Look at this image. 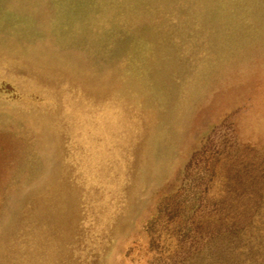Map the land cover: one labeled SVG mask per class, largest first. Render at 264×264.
<instances>
[{
	"label": "rangeland",
	"instance_id": "1",
	"mask_svg": "<svg viewBox=\"0 0 264 264\" xmlns=\"http://www.w3.org/2000/svg\"><path fill=\"white\" fill-rule=\"evenodd\" d=\"M100 1L55 0L42 12L43 0H0V36L18 45L33 29L45 39L30 54L0 43V264H264V0H139L172 6L170 17L156 16L158 36L139 18L118 31L64 30L70 21L89 27ZM19 3L37 23L17 14ZM165 34L175 84L190 92L196 75L201 80L182 120L163 118L171 94L161 88L148 123L142 114L158 90L151 63ZM84 56L92 65L107 60L117 97L87 96L71 67L56 63ZM136 165L148 175L146 187L133 184L135 212L127 214L125 192L87 212L75 246L46 234V212L29 204L53 194L60 173L79 171L87 189L126 190ZM70 204L55 192V218L70 216ZM116 213L125 215L121 233Z\"/></svg>",
	"mask_w": 264,
	"mask_h": 264
},
{
	"label": "bare ground",
	"instance_id": "2",
	"mask_svg": "<svg viewBox=\"0 0 264 264\" xmlns=\"http://www.w3.org/2000/svg\"><path fill=\"white\" fill-rule=\"evenodd\" d=\"M9 1H13V0H9ZM26 1L32 4V0H26ZM43 1L45 2L46 7L44 10H42V12H45L48 9L49 5L51 4L55 5V0H43ZM100 2H101L100 8L98 9L94 8V16L90 20L92 23L90 25L89 22L85 23L88 24L89 27L85 26L83 22H79L78 24L71 27V24H73V22L70 21V22H64L62 24L64 30L66 32H75L76 30L81 33H85V32L89 33L92 32V29L96 28L97 26L107 24L109 29L118 31L119 29L116 28H119V26L121 27L127 23L129 24L131 18L133 19L139 18L140 21H146V22L149 21L150 27L153 28L152 29L153 31L152 30L151 31L155 34V36H158L159 33H161L160 32L161 26L159 25L160 24L158 22L159 19H157L156 16L163 15L165 17L169 13V17H170L173 13L172 6L169 5L170 3H168L167 6H161L155 3L156 0L153 3L147 5L144 4V6L141 7L139 5L140 4L139 0H102ZM51 7L53 9L54 6L51 5ZM15 9L17 14H20L24 18L29 19L28 22L30 21L32 25L37 23L36 21L38 20L37 15L36 13H34V11L33 13H31L30 12L31 9L26 8L23 4L20 3L19 5L15 4ZM108 11L111 12L108 13ZM136 12H138V14ZM55 13H57V10ZM110 13H112L111 18H108L107 15H109ZM118 14H122L123 16L122 25L121 23H119ZM134 16L136 18H134ZM89 17L90 16H88V18ZM115 17L117 18V20L114 19ZM50 21H52L51 15L49 18V22ZM54 21L56 22L57 25L58 23H57L56 14ZM31 33L32 34L28 35L25 39H22L20 41V44L18 45L14 44L17 43V41L13 43L11 39L10 41H8L7 36L5 37L2 35L0 36V43L10 42L11 50L13 48L22 51L26 50L29 51L28 54H30L31 53L30 51L39 49V47L35 45L36 43L45 41L44 38L39 39L37 37L38 33L34 34L33 29L31 30ZM61 34L62 32L60 30H55V40H57V38ZM165 36L167 35L165 34L164 36H162L160 40H158L159 41L158 45L161 46L159 48L160 54L158 53V55L156 56V61H154V63H151V65L153 64V70L155 73V77L157 79L158 85L156 88H158V90L156 91V96H154L155 100L151 105L152 108L149 109L148 114H145V116L142 114V117L146 118L148 123L150 122V117H154L157 114L156 108L158 106L160 95L161 93H163V91L164 93H167L169 91V93L171 94L170 101H168L167 103V107L163 108L165 113V116H163V118L165 117L166 120H169L171 124H173L176 118L179 119L181 118L182 120L184 116L185 104L187 98L189 97V93L194 88V86L197 87L199 81L201 80L200 76L196 75L194 81L190 82L191 85L190 92L189 89L186 90L181 89L182 87L179 86L180 85L179 83L175 84L173 79L174 74L172 73L174 72L173 64L171 63L168 64V60H165V58L167 57L165 53V49L168 46V43L165 40ZM52 46H55L53 47L55 49L52 48V52H54L58 48L57 43H52L49 45V47ZM49 49L50 48H48V51ZM37 55H39V53H37ZM102 59L103 61L97 65H92L91 60H88L87 56H84L82 59L74 58V60L72 59L71 62H69L70 64L67 65H65L66 63H62L59 59H57L56 63L60 67L61 66H66L68 68L71 67L72 70L69 73V75L77 83L79 89L83 91V93H85L87 96L101 101L102 100L109 101L117 97L116 94L118 93L116 92L117 89H113L112 86V83L114 81L113 80L114 75L111 73L112 71L111 66L110 64H108L105 58ZM176 63L178 64L179 62L176 61ZM181 70L182 69L180 67L175 66L176 73H178ZM161 88L163 89V91ZM51 127L55 129V125L54 126L51 125ZM148 149H149V143L147 141L146 146L144 148V154ZM71 156L72 155H70V158ZM138 166L139 165H136V168L132 167L129 169L130 183L128 184L126 190L125 189L123 190L122 187H118V185L110 186L109 184V186H107L104 183H102L101 185L97 184L96 186L91 185L87 189L86 187L88 186L86 185L87 178L85 176L82 177L79 171H77V173L80 177L76 173L75 174L71 173L72 175L71 174L66 175L65 173L63 174L60 173V175L57 176L59 186L54 185L50 188L54 191V193L50 194L49 192L43 191L42 195L37 196L35 202L29 204L34 206V208H32L34 210H43V212H46L45 213L46 218H48L47 219L48 222L46 223V226L48 228L43 229L47 232L46 234H48L49 231H53V232L55 231L59 243L64 244L65 242L68 241V239H70V241L75 246L78 239H80L81 226L84 221L82 220V217L83 216L85 217L87 212L92 213L93 210L102 211L103 210L102 207H105L106 204L109 203L111 205H114L113 203L115 200H113V198L117 196H118L117 198L121 197L122 194H124V192L127 195L126 196L127 209H125L128 211L127 214L135 212L136 208L138 207L139 192L138 191L135 192L136 188L133 189L134 188L133 184L140 181L144 183L146 187L147 185L146 178L148 175L147 174L148 172H146L143 166L141 169H139ZM51 176L55 181V174L51 173L50 177ZM113 183L117 184V180H115ZM131 189H133V191L128 193ZM55 192L57 193V195H59L61 199L65 198L67 202H72V204L69 205L70 211L68 213L70 214V216L65 217V215H63L62 217H58L59 219L55 218ZM23 201L24 199L21 200V202ZM80 202L84 204L82 207ZM118 202L122 203L123 201H118ZM118 202H116L117 205ZM59 205L60 206H56V210L61 212L64 210L62 208L63 205L61 203ZM122 215H123L122 213H116V231L118 233H121L122 230L126 228V221L124 220L125 215L121 217ZM30 253L31 254L34 253L35 255H33V258L36 259L35 256L37 255V253L34 252L33 250H30ZM22 264H29V263L23 260Z\"/></svg>",
	"mask_w": 264,
	"mask_h": 264
}]
</instances>
